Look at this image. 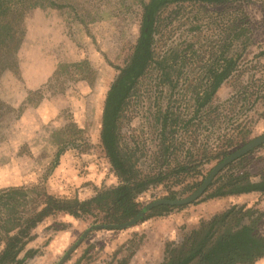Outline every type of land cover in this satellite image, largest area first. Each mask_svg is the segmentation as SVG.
Listing matches in <instances>:
<instances>
[{
  "label": "rangeland",
  "instance_id": "1",
  "mask_svg": "<svg viewBox=\"0 0 264 264\" xmlns=\"http://www.w3.org/2000/svg\"><path fill=\"white\" fill-rule=\"evenodd\" d=\"M15 1L5 19L14 37H7L0 47V191L23 188L26 204L18 212L26 214L43 193L83 201L118 185L100 141L102 111L111 83L136 44L142 4L148 0ZM233 23L245 28L241 39L247 40L245 46L236 43L233 48L241 53L238 69L216 93L212 103L216 111L202 127L185 135L184 148L190 147L194 158L201 159L203 153L211 155L221 147H229L231 154L264 135V0L226 8L188 2L169 6L157 19L154 53L159 63L173 68L171 80L175 81L177 71L183 75L170 90L161 83L168 78L164 73L171 71L152 67L119 121L120 147L133 153L140 170L156 174L172 169L161 166L159 158L160 109L171 104L189 116L186 107L191 106L195 79L226 43ZM195 24L201 27L197 33L190 30ZM245 156L233 165L234 171L243 169L253 178L264 174V144ZM219 162L211 160L200 168L199 176L180 184L170 178L152 185L137 201L145 207L172 191L177 199L185 198ZM240 199L202 196L165 216L150 218L149 223L171 217L168 223L175 238L162 245L149 236L160 229L142 227L143 223L90 232L62 264L161 263L162 246L165 250L167 243L180 244L191 231L234 206L262 213L259 231L264 235V194ZM99 222V218L75 219L64 213L45 218L31 231L26 250L36 254L24 264H58L84 231ZM3 248L0 244V253ZM148 253L152 260L146 262ZM252 264H264V257Z\"/></svg>",
  "mask_w": 264,
  "mask_h": 264
},
{
  "label": "trees",
  "instance_id": "2",
  "mask_svg": "<svg viewBox=\"0 0 264 264\" xmlns=\"http://www.w3.org/2000/svg\"><path fill=\"white\" fill-rule=\"evenodd\" d=\"M244 1L247 0H148L142 4L138 39L127 63L119 69L117 77L108 89L101 118V145L119 181L118 185L99 191L83 201L59 199L43 193V199L26 214L18 212L26 204L24 199L27 194L23 188L0 191V244L4 245L0 253V264H24L26 260L33 258L36 251L26 250L27 244L32 239L31 231L47 217L64 213L75 219L99 218L100 222L97 225L126 224L144 208L137 198L150 186L164 184L170 178L175 184H180L185 178L199 176L200 168L211 160L222 161L230 155L229 147H221L211 155L203 153L201 159L194 158L193 149L184 148L183 139L191 129L202 127L204 119L216 111V107L212 105L216 93L238 69L241 53H235L233 48L236 43L245 46L247 40L241 39L245 28L235 23L230 24L233 27L230 29L226 43L221 49L219 48L218 53L212 54L203 65L202 73L195 79L191 106L186 107L190 109L189 116L181 113L179 106H171V104H167L163 111L160 109L157 119L159 158L161 166L166 165L167 168L173 166L170 171L160 169L155 174L137 168L135 165L137 160H134L133 153L127 148L120 147L119 121L141 78L147 75L152 67H160L163 71L173 70L171 66L161 61L159 63L154 53L155 36L158 33L157 19L160 12L169 6L177 7L184 2L226 8L228 5ZM15 6V0H0V36L4 38L0 39V47L4 45L5 40H8L7 37L11 39L14 37L11 34L12 25L6 23L5 19ZM200 28L195 24L190 30L197 33ZM9 62L11 64L13 60ZM172 72L164 73L169 79L165 78L161 83L168 85L170 90L175 89L179 76L183 75V71H177V77L173 81L170 78ZM185 82L187 79L183 83ZM245 158L246 156H243L228 165L217 175L202 196L211 200L250 193L264 194V174L253 178L248 171L233 170V165L243 162ZM201 183L197 185V189ZM195 187L196 184L192 188ZM176 197V193L172 191L164 199H176ZM182 207L165 205L153 207L137 224L153 217L165 216L173 209ZM261 216L262 213L252 208L235 206L229 208L213 216L209 223L201 224L197 230L191 231L180 244L167 243L160 264H252L264 257V235L259 231Z\"/></svg>",
  "mask_w": 264,
  "mask_h": 264
},
{
  "label": "water",
  "instance_id": "3",
  "mask_svg": "<svg viewBox=\"0 0 264 264\" xmlns=\"http://www.w3.org/2000/svg\"><path fill=\"white\" fill-rule=\"evenodd\" d=\"M264 144V135H261L259 137H256L252 140H250L248 143H246L244 146L239 148L238 150L234 151L230 155H228L226 158H224L222 161L217 163L211 171L208 173L206 178L202 181L201 185L198 187L197 190H195L192 194L189 196L182 198V199H160L157 201H154L150 203L149 205L145 206L142 211L134 217L130 222L123 224V225H93L89 227L87 230L84 231V233L80 236V238L76 241L75 244L70 247V249L63 255V257L59 260L58 264H62L69 255L78 247L82 241L85 239V237L93 231H100V230H106V231H112V230H123L130 227H133L135 224H137L140 219L149 212L153 207L165 205L170 207H181L190 205L196 200H198L208 189L210 184L213 182V180L219 175L228 165L236 161L237 159L247 155L254 149L258 148L259 146Z\"/></svg>",
  "mask_w": 264,
  "mask_h": 264
},
{
  "label": "crops",
  "instance_id": "4",
  "mask_svg": "<svg viewBox=\"0 0 264 264\" xmlns=\"http://www.w3.org/2000/svg\"><path fill=\"white\" fill-rule=\"evenodd\" d=\"M257 195H260V194L259 193H250V194H242V195H238V196H228L226 198L227 199H231V198L235 197V198H239V199L241 198L243 200V198H249L251 196H257ZM170 218L171 217H166V218L161 219L159 222H156V221L153 222L152 221L151 223H149L150 221H148L149 219H147V220L142 222L143 223L142 227L149 226V227H155V228L157 227V228H159L160 230H156L157 232L156 231H152L151 234H149V236L151 238H156L158 241H160V245H162L163 241H165V240L172 241L173 238H175L174 233L172 232V229L169 227V223L168 222H170L169 221ZM173 230H174V228H173ZM174 231H177V229L174 230ZM163 251L164 250H163V246H162V252ZM160 254H161V252H160ZM150 260H152V259H150V254L148 253V255L145 256V261L149 262ZM158 264H160V260L158 261Z\"/></svg>",
  "mask_w": 264,
  "mask_h": 264
}]
</instances>
